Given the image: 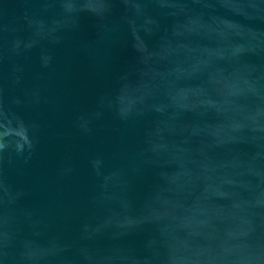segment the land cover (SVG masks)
<instances>
[{"label":"water","instance_id":"obj_1","mask_svg":"<svg viewBox=\"0 0 264 264\" xmlns=\"http://www.w3.org/2000/svg\"><path fill=\"white\" fill-rule=\"evenodd\" d=\"M0 264H264V0H0Z\"/></svg>","mask_w":264,"mask_h":264}]
</instances>
